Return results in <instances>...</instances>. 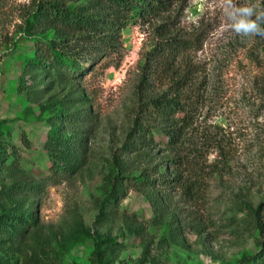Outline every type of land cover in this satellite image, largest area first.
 <instances>
[{
	"label": "rangeland",
	"instance_id": "rangeland-1",
	"mask_svg": "<svg viewBox=\"0 0 264 264\" xmlns=\"http://www.w3.org/2000/svg\"><path fill=\"white\" fill-rule=\"evenodd\" d=\"M219 5L140 20L111 0H0V264L264 261V39L227 29ZM169 40L191 46L165 64ZM57 52L60 75L41 70ZM29 64L50 90L35 103ZM160 97L191 117L177 144L147 112Z\"/></svg>",
	"mask_w": 264,
	"mask_h": 264
},
{
	"label": "trees",
	"instance_id": "trees-1",
	"mask_svg": "<svg viewBox=\"0 0 264 264\" xmlns=\"http://www.w3.org/2000/svg\"><path fill=\"white\" fill-rule=\"evenodd\" d=\"M114 5L117 7V9H120L121 11H126L129 14L133 15L135 19L140 20H146L158 15H161V13L165 12L169 7V0H111ZM48 4V3H47ZM43 5V4H42ZM37 9H39L42 13L47 12L53 20H63L64 17L61 16V13L59 10L55 9L54 6L49 5H39L37 6ZM260 39L259 37H257ZM191 45H187L185 42H179L177 40H169L166 42L165 50L168 51V54H165L162 56V62L165 64H169L167 58L175 57L178 51H181L185 47H190ZM56 59L54 62L47 63L45 58L42 56L40 57V60L38 62V66H40L41 70L46 69V71L52 70L56 75H60V70L63 68L64 56L61 55L59 52L56 54ZM77 66L76 62L74 63L73 67L70 68L74 73L76 71L74 70V67ZM35 66H32V64H29L25 67V69L22 71L21 77H20V84H19V92L24 93L27 95V99L31 103H35L38 101L39 98H37V95H43L45 93H48L50 90H35L34 88L30 87L33 85H36V77L32 74ZM75 75V74H72ZM71 74H66V78H68L69 82H73L74 79H76V76H72ZM47 83L51 82V84L54 82V79L48 80ZM30 83V84H29ZM150 108L147 109L148 114L153 115L155 120L157 122L156 125H154L153 128L160 127L162 128L163 133L168 137L171 144H177L179 142V139L182 135V130L187 128L189 126V121L191 120V117H188L187 115L184 117L181 116V114L185 113V107L181 106L180 103L176 100H168L164 97H160L157 99H153L149 103ZM42 109H45L43 106H41ZM144 126H138L139 129V135L137 137L142 139V141H146L148 139L147 135L149 134L148 131L145 132ZM150 132H152L150 130ZM3 135L0 134V146L2 145V139ZM151 141V140H150ZM148 142V141H146ZM5 159V158H4ZM29 220L26 218H22L19 222L16 228L14 230H5L11 238H19L20 234L22 233V236L27 232V228H25V225H29ZM21 236V237H22ZM257 264H264V261H259Z\"/></svg>",
	"mask_w": 264,
	"mask_h": 264
},
{
	"label": "clouds",
	"instance_id": "clouds-1",
	"mask_svg": "<svg viewBox=\"0 0 264 264\" xmlns=\"http://www.w3.org/2000/svg\"><path fill=\"white\" fill-rule=\"evenodd\" d=\"M220 8L227 18V29L241 39H264V9L255 5L238 4L234 0H220Z\"/></svg>",
	"mask_w": 264,
	"mask_h": 264
}]
</instances>
